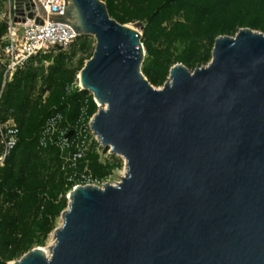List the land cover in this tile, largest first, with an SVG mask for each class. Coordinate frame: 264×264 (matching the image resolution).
<instances>
[{
  "label": "water",
  "instance_id": "95a60500",
  "mask_svg": "<svg viewBox=\"0 0 264 264\" xmlns=\"http://www.w3.org/2000/svg\"><path fill=\"white\" fill-rule=\"evenodd\" d=\"M25 1L42 23L40 2ZM64 11L50 20L96 38L78 79L100 104L92 131L126 172L71 189L49 253L14 264H264V32L219 35L207 65L178 63L155 88L142 34L105 1L65 0Z\"/></svg>",
  "mask_w": 264,
  "mask_h": 264
},
{
  "label": "rangeland",
  "instance_id": "374dc122",
  "mask_svg": "<svg viewBox=\"0 0 264 264\" xmlns=\"http://www.w3.org/2000/svg\"><path fill=\"white\" fill-rule=\"evenodd\" d=\"M132 1L115 0L117 6L113 8V11L111 10V14L116 13L129 20L124 24L131 25L142 34L141 41L145 48V56L141 70L155 88L163 87L170 77V69L178 63L184 64L193 71L211 61L215 41V36L211 35L222 28V23L219 20L213 22V27L210 28L209 32L210 37L201 40V36L204 34L201 29H203L204 24L203 20H200L196 15L197 0H189L188 5L186 4L188 0L167 2L156 9L151 23H147L145 17L150 3H147V0H139L138 4ZM9 3L16 6L15 0H0V27L4 24L7 25ZM227 6L228 14L223 24L224 29H235L238 27L240 14L230 10V4ZM242 9L244 8L242 7ZM188 14L190 15L189 19L187 18ZM246 16L249 17V14L247 13ZM177 22H183L193 27L199 25L200 30H192V39L171 41L167 33ZM262 22L263 19L260 17L256 20V24ZM254 30L261 31L260 29ZM2 37L0 38V91H2L0 121H13L20 128L23 137L19 147L12 155L13 157L8 161L9 163L0 171V206L4 205L5 209L9 206L8 203H5V199L22 197L25 188L31 181L39 183V187L35 191L39 199H52L51 195L44 190L50 184L59 183L62 177L63 160L60 159L59 152L55 147L51 145L42 147L38 139L33 137L31 129L35 124L37 115H39V120L57 110V101L69 79H71L73 89H79L76 82L86 61L94 53L96 38L93 35H81L65 49L37 56L32 62L20 69L12 80L4 86V66L2 64L4 40ZM146 47H150V50H147ZM181 57L187 64L180 61ZM207 59L210 61L205 64L204 61ZM188 61H190L189 64ZM81 91L78 90V96L75 98L77 103L75 102L70 108L71 110L62 109L66 119L70 122L76 121L80 110L77 109V106L79 107L80 103V106L84 103L88 105V122L98 111V104L94 101L93 93L87 89ZM88 154L90 155L88 163L91 172L104 182L116 184L125 175L126 159L121 154L113 152L111 146L103 145L94 132ZM18 179L23 183L20 187L12 184V182H18ZM2 182L5 183L4 186H2ZM66 185L63 184L57 197V199L64 197L63 209L55 215H48L46 227L50 228V231L47 234L38 231L32 236L30 230L27 229L25 234L19 236L24 243L28 241L29 244L28 250L24 251L21 256L34 247L49 249L53 243L52 234L62 224L61 214L68 207L70 189ZM40 210L34 209L29 212L25 217L28 218L26 223H33V221L41 219Z\"/></svg>",
  "mask_w": 264,
  "mask_h": 264
},
{
  "label": "built area",
  "instance_id": "2783aa9c",
  "mask_svg": "<svg viewBox=\"0 0 264 264\" xmlns=\"http://www.w3.org/2000/svg\"><path fill=\"white\" fill-rule=\"evenodd\" d=\"M38 1L46 12V18L42 23L36 22V17L39 16L36 8L26 9L25 0H22L25 15H17L16 6L9 3L7 30L2 37L4 40L2 49L4 86L12 80L18 70L24 68L37 56L56 52L59 50L57 46L65 49L79 37L68 24L50 20L51 16L65 14V0ZM30 11L34 14L33 19L27 17ZM16 17L20 20L16 21ZM76 83L79 91L84 90L78 81ZM1 95L2 91H0V97ZM88 114L87 103L80 107L74 123L65 120L62 113L56 111L47 118L39 134V144L42 147L51 145L58 150L60 159L63 160L62 170L65 173L66 184L70 190L77 186L102 187L106 184L101 178L93 175L89 168L88 152L93 132L87 119ZM18 142V126L13 121H0V168L5 166Z\"/></svg>",
  "mask_w": 264,
  "mask_h": 264
},
{
  "label": "trees",
  "instance_id": "16d2710c",
  "mask_svg": "<svg viewBox=\"0 0 264 264\" xmlns=\"http://www.w3.org/2000/svg\"><path fill=\"white\" fill-rule=\"evenodd\" d=\"M138 1L139 0H133L132 2L138 4ZM174 1L175 0H147L146 2L150 3V7L146 10L145 14L147 23H151L153 21L157 8L161 7L167 2L172 3ZM106 4L109 14L112 18L116 19L119 23L122 24L129 22V20L123 18L121 15H117L116 13H114V15L111 14V10L113 11V8L117 6L115 4V0H108L106 1ZM186 4H189V0L186 2ZM227 4L231 5L229 6L230 10L232 9L234 13L240 14V18L237 23L238 27L231 30H225L223 26L228 14ZM196 7V15L200 20H203L204 24L203 29H201V31L204 33L203 36H201V40H206L210 37V28L213 27V22H215L216 20H219V22L221 21L222 28L218 29L214 34L211 35L213 37L215 36V39L219 35L233 36L238 32L240 28L243 27L260 29L262 32H264V0H197ZM242 7L244 9H242ZM247 13L249 14V17L246 16ZM259 17L263 19V22L256 24V20ZM187 18H190L189 14L187 15ZM193 29L199 31L200 26L194 25L193 27L183 22H177L171 27L170 31L167 33V36L171 39V41H176L177 39H182L183 41L189 40L193 38ZM6 30L7 25L4 24L0 27V38L5 34ZM146 48L147 50H150V47ZM180 61L186 63L182 57L180 58ZM209 61L210 60L207 59L204 61V63L207 64ZM189 63L190 61H188V64ZM16 73L14 74V76L16 75ZM71 85V79H69L66 83L62 95L57 101V110L51 112L50 114L39 120V115L36 116L35 124L33 125L31 132L33 133V137L38 139V142L39 134L45 121L54 112L58 111L62 113L65 120H67L65 112L62 109L65 108L71 110L70 108H72V106L75 104V98L76 96H78V90H74ZM80 105L81 103L79 104V107L77 106V109H80ZM22 139V132L19 128V142L7 159L6 164L9 163L8 161L13 157L12 155L19 147ZM89 158L90 155L88 154V160ZM2 169L3 167L0 168V171ZM1 184L2 186H4L3 184L5 183L2 182ZM12 184L14 186L18 185L20 187L23 183L18 179V182H12ZM63 184L66 185L64 171H62V177L58 184H50V186H48L44 190V192H48L51 195L52 199H39L37 197V193L35 192L39 187V183L34 181L29 182V185H27V187L25 186V192L23 193L22 197H19V199H5V203H8L9 206L5 207V209L4 205L0 206V264H8L9 262L14 261L17 257L21 256L24 251L28 250V241L24 243L19 238L20 235L25 234V230L29 229L32 236H34V234L38 231L44 234H47L50 231V228L46 227V225L48 224V215H55L64 207V197L63 199H57L59 193L61 192ZM67 188L70 189V187ZM34 209H42L40 210L42 213V217L41 219L33 221V223L27 224L26 221L28 222V218L26 219L25 217Z\"/></svg>",
  "mask_w": 264,
  "mask_h": 264
},
{
  "label": "bare ground",
  "instance_id": "6f19581e",
  "mask_svg": "<svg viewBox=\"0 0 264 264\" xmlns=\"http://www.w3.org/2000/svg\"><path fill=\"white\" fill-rule=\"evenodd\" d=\"M129 25V24H128ZM129 26H131V25H129ZM78 82H79V85H81L82 87H83V85H82V83H81V81H80V79H78ZM84 88V87H83ZM98 105H100V104H98ZM102 107H105V104L104 105H102ZM52 237H53V243L51 244V245H53L54 244V241H55V235H54V232H53V234H52ZM50 245V246H51ZM42 248V247H41ZM50 248V247H49ZM43 249V248H42ZM44 250L47 252V253H49V249L48 248H44ZM9 264H14V261H11V262H9Z\"/></svg>",
  "mask_w": 264,
  "mask_h": 264
}]
</instances>
